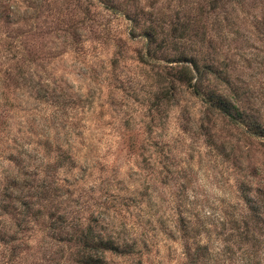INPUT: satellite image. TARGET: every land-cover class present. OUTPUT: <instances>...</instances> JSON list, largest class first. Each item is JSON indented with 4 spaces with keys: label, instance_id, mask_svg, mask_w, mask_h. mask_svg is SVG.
Here are the masks:
<instances>
[{
    "label": "clouds",
    "instance_id": "1",
    "mask_svg": "<svg viewBox=\"0 0 264 264\" xmlns=\"http://www.w3.org/2000/svg\"><path fill=\"white\" fill-rule=\"evenodd\" d=\"M0 264H264V0H0Z\"/></svg>",
    "mask_w": 264,
    "mask_h": 264
}]
</instances>
